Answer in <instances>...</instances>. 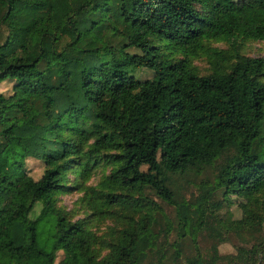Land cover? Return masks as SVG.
<instances>
[{
  "label": "trees",
  "instance_id": "16d2710c",
  "mask_svg": "<svg viewBox=\"0 0 264 264\" xmlns=\"http://www.w3.org/2000/svg\"><path fill=\"white\" fill-rule=\"evenodd\" d=\"M62 2L70 35L51 0H0V83L11 84L0 91V189L21 187L0 207V264H54L57 251L55 264H255L264 237L234 254L217 245L224 205L237 201L240 218L224 219L238 233L264 227V57L240 52L264 41V0ZM216 41L232 60L198 74L192 59ZM137 68L152 76L137 79ZM26 141L42 151L37 179L24 169ZM102 158L108 173L87 185ZM213 163L211 182L180 198L173 179ZM71 187L89 211L76 220L56 206ZM146 190L173 206L176 238L210 232L208 255L183 257L175 239L165 249L171 226ZM46 218L49 249L37 243ZM99 218L114 226L97 235Z\"/></svg>",
  "mask_w": 264,
  "mask_h": 264
},
{
  "label": "rangeland",
  "instance_id": "374dc122",
  "mask_svg": "<svg viewBox=\"0 0 264 264\" xmlns=\"http://www.w3.org/2000/svg\"><path fill=\"white\" fill-rule=\"evenodd\" d=\"M52 1V18L57 25L59 32H63L70 35V31L68 26L63 23V14L66 12V7L62 0H51ZM31 37L35 38L34 35ZM240 52L244 55L250 57H264V41L260 40H246L244 41L242 47L240 48ZM223 57V60H219V58ZM232 60V52L229 45L224 41H216L211 42L210 47L206 48V50L198 57L192 59V65L195 67V71L198 74H203L207 71H210L211 68H214L218 62H222L221 65H226L227 61ZM133 75L139 79H148L152 76V71L146 68H137L133 70ZM11 89V84L7 81L0 83V91L5 94L8 93ZM29 154L24 159V169L26 173L31 176L33 179H37L43 170L42 160L40 156H42L41 148L37 147L32 142H25ZM34 144V145H33ZM258 161L264 162V144L263 146L257 150ZM100 161V160H99ZM110 169V165L104 162V158L100 161L96 166L91 169L90 175L86 184L89 186H94L101 179L102 176L106 175ZM216 169L215 163H213L210 167H208L205 171L196 175H189L184 177H176L173 179L172 186L174 190L177 192L178 196L184 199H192L197 194V188L201 183H210L212 180V175ZM68 184H72L73 176L68 175ZM21 191V187L17 185L11 190H1L0 189V207L7 208L10 199L18 194ZM83 192L71 187L68 191L58 194L56 196V206L61 209L70 212L71 220H76L84 217L88 210L81 208L80 197ZM144 194L151 198L155 203L160 206L161 212L167 218L171 230L166 237L165 249L170 251V243L172 240H177L180 242L181 246V255L189 256L195 253L198 250L203 256L209 254V246L214 241V238L209 234L207 230L199 231L197 234L193 233L189 235L185 233L183 237L176 238V230L174 229L175 225V215L173 206L168 205L162 202L158 197H156L153 193L146 190ZM217 197H220V194L217 193ZM234 198V197H233ZM234 200V199H233ZM236 202L230 203L229 205H224L219 210V215L222 218L220 222V226L227 230L224 231V241H221L217 245V251L220 255L226 254H234L235 249L241 246L249 247L251 244L258 242L264 237V227L263 230L255 233L254 236H248L246 233H238L235 229L232 228L230 224L226 222L224 219L227 217L229 220H237L240 218V211L238 207H236ZM39 209V202L34 204L35 212ZM74 212V213H71ZM114 224L109 219H97L93 220L90 223V229L95 232V234L100 235L103 232L107 231L108 227H113ZM52 233V224L51 218H46L39 228V235L37 237V243L39 246L49 249L51 244L50 234ZM257 261L255 264H264V257L262 255H258ZM61 252L57 251L54 264L60 259ZM184 259H179L177 264H183ZM225 262H221L220 264H224ZM169 264V263H166Z\"/></svg>",
  "mask_w": 264,
  "mask_h": 264
}]
</instances>
